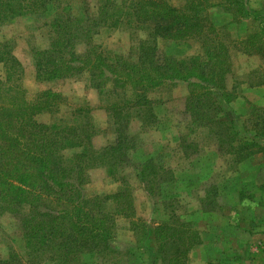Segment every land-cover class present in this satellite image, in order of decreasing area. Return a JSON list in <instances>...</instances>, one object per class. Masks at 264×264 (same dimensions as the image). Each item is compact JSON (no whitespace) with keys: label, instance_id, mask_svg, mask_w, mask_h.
<instances>
[{"label":"rangeland","instance_id":"1","mask_svg":"<svg viewBox=\"0 0 264 264\" xmlns=\"http://www.w3.org/2000/svg\"><path fill=\"white\" fill-rule=\"evenodd\" d=\"M26 1L17 15L14 12L0 15V136L10 135L14 139L13 118L23 104L30 110V106L38 109L34 115L38 123L72 125L74 116L78 120L84 113L90 115L89 93L84 89L90 87L107 118L99 126L91 119L94 133L84 142L86 150L112 143L95 148L91 142L95 135L110 134L116 138L117 129H122L127 137L121 159L82 160L79 194L89 201L86 208L94 207L86 226L98 229L101 219L98 212L105 213L109 218L106 238L109 242L106 245L105 241L95 239L97 249L83 246L77 259L82 264H168L171 257L187 247L185 264H249L256 253L255 240L250 235L264 228L255 225L257 218L264 217V208L251 203L252 196H262L255 189L257 186L264 192V0H164L177 15L191 17L194 28L181 39L157 37L149 23L152 15L141 19L143 22L139 24L140 19L134 21L131 14L124 15L123 11L118 14L120 7L139 0H116L111 5L114 18L119 19L116 25L97 23L87 27L90 34L96 31L91 35L93 44L129 62L136 60L140 41L150 38V33L156 37L158 56L179 59L206 57L207 48L223 43L229 52L230 66L222 84L226 93L237 95L228 105L234 110V118L229 119L226 112L229 109L223 107L217 113L218 119L227 125L223 133H219L221 128L217 124L198 126L193 122L185 109L192 88L187 82L166 81L148 91L153 115L145 117L138 114L139 108L134 104L136 94L144 93L133 90L131 79L127 81L124 75L117 80L105 73L97 79L102 84L100 89L93 88L89 81V66L81 67L85 70L79 73L74 71L66 78L71 82L66 86L59 85L63 79L37 80L34 53L49 47L55 36L53 21L59 17L92 19L106 1L45 0L29 8L27 5L32 1ZM85 49L83 42L75 45L78 55ZM16 62L20 65L15 66ZM257 87L258 100L251 93ZM17 89L22 92L19 96ZM49 89L61 94L59 102L42 94ZM16 96L17 99L13 98ZM212 98L225 105L220 90ZM83 128L89 134V127ZM75 143L74 139L62 151L65 159H74L73 154L84 150ZM254 153L263 155L251 162L253 167L260 166L257 173L251 169V176L247 172L250 168L246 169L249 163L243 161ZM146 160L152 164L145 170L142 166ZM58 203L45 198L37 210H53L56 214L64 207ZM21 210L26 212V206ZM76 217L83 221L84 213ZM165 221L175 222L180 234L181 227H187V235L178 232L165 238L161 231L165 230L161 227ZM60 225L72 228L68 220H62ZM47 230L45 226L38 233L40 237L26 245L22 222L13 213L0 209V261L63 264L66 248L57 247L59 240L51 239ZM46 236L49 238L45 243ZM62 239L64 245L69 243L71 234ZM66 258V264L77 262Z\"/></svg>","mask_w":264,"mask_h":264},{"label":"trees","instance_id":"2","mask_svg":"<svg viewBox=\"0 0 264 264\" xmlns=\"http://www.w3.org/2000/svg\"><path fill=\"white\" fill-rule=\"evenodd\" d=\"M29 1L27 0L26 3ZM31 1L32 3H29L30 6L27 5V8L37 5V3L42 4L45 0ZM105 1L106 5L101 6L99 14L92 19L90 17L74 19L59 17L53 21L52 28L55 36L49 47L34 53L36 79L39 81L65 79L71 77L74 71L79 73L85 70L81 67L89 66V81L93 88L100 89L102 84L97 79L105 76V73L113 75L117 80L121 79L119 78L120 75H124L127 81L131 79L130 83L133 90H142L144 93L136 94L134 104L139 108L138 114L143 113L145 117L153 115L151 100L146 95L148 91L166 81L187 82L192 88L187 96L185 108L191 115L193 122L198 126L215 123L221 128L219 133L225 132L226 123L216 116L220 106L212 98V94L216 90L221 91L222 99L226 102L237 97L236 94L226 93L222 84L230 66L229 52L224 44L207 48L206 57L193 55L179 59L172 56H158L156 37L150 33V38L140 41L137 47L136 60L129 62L126 58L111 54L108 51L105 52L99 45L91 42V35L96 34V31L90 34V30L87 29L88 26H94L98 23L101 26L112 24V27L119 21V19L114 18L115 14L112 13L114 7H111L116 3V0ZM24 2L25 0H2L0 15L12 12H14L13 15H17L22 12ZM122 11L124 15L131 14L134 21L140 19L139 24L143 22L141 19H145L147 15H152L153 20L149 23L154 28L155 35L161 38L181 39L186 36L184 35L185 32L194 28L190 16L177 15L176 10L165 4L164 0H147V2L139 0L128 6L120 7L118 14L123 13ZM195 13L197 14V12ZM139 15L143 17H137ZM79 42H83L86 46L81 55L75 52V45ZM92 57H94V61H92ZM16 65L19 66V62H16ZM113 66L115 68H112ZM96 73L99 74L97 78ZM123 84L120 87L124 86ZM16 91L17 96L21 95V91L18 89ZM42 94L54 97L57 102L61 97L59 92H53L50 89ZM17 96L13 98L17 99ZM48 104L49 102H47ZM13 106L16 108L18 105ZM30 107L31 110L28 105L23 104L20 109H17L13 118L16 123V132L13 133L14 139L11 140L10 135L0 136V166L2 167L0 168V209L13 213L22 222L26 245L38 239L40 237L39 231L48 226L47 232L51 234V239L59 240L55 245H59V248L61 246L66 248L61 261L66 264V257L68 256L69 260L73 262L78 258L76 255L83 251V246L91 245L97 249L95 239L105 241L106 245L109 242L106 239L108 237L107 223L109 218L105 213L98 212L101 213L98 229L90 225L86 226V223L91 221L88 214L94 213V207L91 209L89 206L87 209L85 203L89 201L83 199L79 194L77 183L82 174V160L85 157L102 158L107 159V161L121 159L124 153V140L127 137L126 135L123 136L122 129H117L114 142L100 149L90 148L86 150L84 142L94 133L89 113L82 114L78 120H75L76 116H74L73 121H70L72 122L70 126L59 122L43 124L38 123L34 118L38 109L33 106ZM83 125L89 127V134L85 132L87 129L85 130ZM74 139L76 140L75 144L79 147L82 146L84 150L73 154L74 159L67 160L61 153ZM150 162L151 160H146L142 167L145 170L146 168L150 169L149 164H152ZM45 198L58 201L59 207L63 204V210H59L56 214H53V210H37ZM91 202L93 203V201ZM25 206L27 211L23 212L21 208ZM83 207L85 210L82 209ZM82 213H84L83 221L76 217ZM45 220L48 221L44 223ZM62 220H68L72 228H65L60 225ZM174 223L169 221L161 223V227L166 230V232L161 230L165 233V238L167 235L172 238L178 235V232L180 234V228L176 227ZM181 228V234L188 233L185 231L187 227ZM69 229L72 231H68ZM158 231L160 230L157 229ZM69 234H71L72 240L64 245L62 238ZM48 238L49 236L45 237V243ZM180 239L183 240L182 237ZM78 243L83 245L79 248ZM187 249L186 247L184 252L176 257H171L168 264H185L183 261L186 259ZM0 264L9 263L0 261ZM76 264H82L80 259H77Z\"/></svg>","mask_w":264,"mask_h":264},{"label":"crops","instance_id":"3","mask_svg":"<svg viewBox=\"0 0 264 264\" xmlns=\"http://www.w3.org/2000/svg\"><path fill=\"white\" fill-rule=\"evenodd\" d=\"M69 80L70 79H63L61 82H59V85H62L63 83V85H69L71 82H69ZM83 80V79H82ZM83 84V86L85 87V86H87V83L85 82V83H82ZM60 89V88H59ZM86 91H88V93H89V96H88V99H89V105H90V116H91V119H92V122H93V124H95V125H100L101 123L100 122H102L103 123V121H106V113H105V111H104V109L102 108V106L100 105V102H99V99H98V97H97V94H96V92H95V90L94 89H92V88H84ZM251 93L254 95V96H256L257 98H256V100H258V96L260 97V88H256V89H252L251 90ZM235 99V98H234ZM260 100H262V96H261V98H259ZM233 100V99H232ZM232 100H230V101H228V102H226V101H224L225 102V105H223V106H221L218 102V104H219V106H220V109H219V112H221V109H222V107H223V109H229V111H226L228 114H229V119H231V118H234V110L232 109V108H230L228 105H230L231 103H229V102H231ZM227 103V104H226ZM261 102H258V104H260ZM186 109V108H185ZM224 110V111H225ZM217 112V111H216ZM232 112V113H231ZM218 113V112H217ZM217 113H216V116H217ZM218 118V117H217ZM224 118V117H223ZM222 119V118H221ZM225 119V118H224ZM215 124V123H214ZM115 141V138H114V136H112V135H110V134H108V135H106V136H104V135H100V136H98V135H95L93 138H92V140H91V142H92V145H93V147H95V148H98V147H100V146H103L104 144H107V143H111V142H114ZM251 154H252V152H251ZM261 155V154H260ZM258 153H254V155H248L249 157L248 158H246L244 161H243V163H249L248 165H247V167H246V169L247 168H250L247 172L249 173V175H251L252 176V172H251V169H253L254 168V173H257V169H259L260 168V166H252V164H251V162L253 161V159H255V158H257V157H259L260 156ZM263 155V154H262ZM261 155V156H262ZM247 156V155H246ZM245 157V156H244ZM254 175V174H253ZM255 189H257V190H255V191H257V192H259V196L260 195H262V196H260L259 198H255L254 196H252V201H251V203L253 204V205H255L256 207H262V209L264 208V192H262L261 190H260V188L257 186ZM263 191H264V189H262ZM257 220V223L255 224L256 225V227H258V226H263L264 227V217L262 218V219H259V218H257L256 219ZM187 222V221H186ZM256 222V221H255ZM188 223V222H187ZM252 234H254V235H250V237L251 238H253L254 237V240H255V247H254V249H255V251H256V253H254V254H252V256L254 257V258H252V260H251V262H249V264H264V228H262L261 230H259L258 232H255V233H252Z\"/></svg>","mask_w":264,"mask_h":264}]
</instances>
